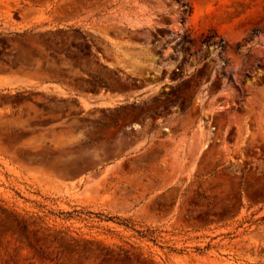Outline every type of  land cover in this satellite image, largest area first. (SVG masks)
I'll return each instance as SVG.
<instances>
[{
    "label": "rangeland",
    "instance_id": "374dc122",
    "mask_svg": "<svg viewBox=\"0 0 264 264\" xmlns=\"http://www.w3.org/2000/svg\"><path fill=\"white\" fill-rule=\"evenodd\" d=\"M0 264H264V0H0Z\"/></svg>",
    "mask_w": 264,
    "mask_h": 264
},
{
    "label": "trees",
    "instance_id": "16d2710c",
    "mask_svg": "<svg viewBox=\"0 0 264 264\" xmlns=\"http://www.w3.org/2000/svg\"><path fill=\"white\" fill-rule=\"evenodd\" d=\"M187 12H190V10H188ZM215 37H217L216 33H209V34L202 35L200 40H199L200 46L208 47L210 44H213L215 48H218L219 50H222L223 49V45H222L221 38L213 39ZM236 48L239 49L240 45L238 44L236 46Z\"/></svg>",
    "mask_w": 264,
    "mask_h": 264
}]
</instances>
